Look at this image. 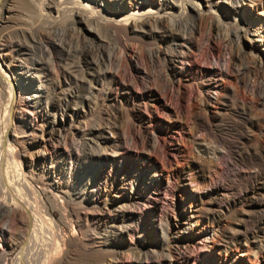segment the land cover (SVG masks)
I'll list each match as a JSON object with an SVG mask.
<instances>
[{"label": "rangeland", "instance_id": "rangeland-1", "mask_svg": "<svg viewBox=\"0 0 264 264\" xmlns=\"http://www.w3.org/2000/svg\"><path fill=\"white\" fill-rule=\"evenodd\" d=\"M102 1L104 7L98 12L112 17L111 22L97 24L86 12L83 23L66 13L56 18V24H47L36 15L39 0L25 2L24 7L17 0H0V201L7 205V210H0V229L5 234L0 240V264H132L140 251L159 255L156 244L167 236L174 243L169 248L164 245L163 253L170 251L180 259L179 263L170 259L169 264H239L235 261L237 256V262L241 259V251L251 264H257L264 255V229L257 228L264 219V151L256 156L253 149L264 143V0H176L181 9L162 21L172 19L175 34H190L206 50L197 65L205 74L192 71L182 82L181 98L174 89L165 108L157 110L144 90L164 92L175 82L174 74L188 67L178 58L180 48L163 42V30L139 29L137 24L139 30H134V22L129 26L114 22L120 13H128L124 6L135 12L136 4L146 2V9L156 10L158 2ZM55 15L52 11L54 20ZM254 18L259 27L255 35ZM202 20L222 30L200 29ZM227 39L231 41L228 49L214 54L213 48ZM167 45L176 47L174 54L168 51L165 56ZM15 46L28 48L31 59L23 51L14 57ZM228 64L255 71V75L238 77V96L251 99L254 109L217 107L221 115L207 131L190 113L200 108L203 97H216L213 86L221 83L220 72ZM118 69L122 84L111 99H104L110 77ZM88 74L98 84L93 80L91 84ZM6 76L13 86L11 100L8 85L1 80ZM204 104L213 110L212 103ZM57 128L59 133L54 132ZM159 131L169 134L161 135L162 140ZM4 132L8 140L2 146ZM14 134L17 142L11 137ZM187 134L191 138L183 142ZM70 150L73 155H68ZM123 150L131 156L123 172L126 185L117 193L107 194L105 188L107 192L100 194L105 185L96 175L108 173L111 159ZM147 157L155 160L157 168H166L167 178L153 175L150 168L138 170ZM257 168L262 169L261 175L252 182L249 176ZM242 169L248 173L244 177ZM175 170L189 174L199 192L220 187L236 197L235 203L216 214L208 211V199L189 202L186 206L202 210L197 226L192 224L188 213L180 215L185 205ZM108 174L114 176V172ZM134 182L141 187L137 194L130 192ZM123 196L130 200H122ZM27 205L38 217L42 214L36 240L33 218L29 221L24 214ZM166 206L171 208L166 211ZM119 213L124 215L122 222L114 220ZM130 227L141 231L144 247L124 232ZM213 236L222 247L221 258L210 248ZM55 242L59 251L53 256Z\"/></svg>", "mask_w": 264, "mask_h": 264}, {"label": "bare ground", "instance_id": "bare-ground-1", "mask_svg": "<svg viewBox=\"0 0 264 264\" xmlns=\"http://www.w3.org/2000/svg\"><path fill=\"white\" fill-rule=\"evenodd\" d=\"M30 0H17V3L21 6L25 5V2H29ZM50 0H39L38 4L36 5V15L39 17V20L44 21L47 24H56L55 22H57L58 17L61 15L63 17H65L66 13H69L71 18L77 17L78 19L76 20L77 22H85L83 16L87 14L90 17H93L94 20H96L97 24H105L107 22H111L110 19L112 17H108L105 14H101L99 13L98 10L99 8H103L104 7V2L102 0H88V2H92L95 7H89V5H87L86 0H58L57 2L54 3H48ZM153 4L155 2H158V9L154 10V9H146L144 6L146 4V2L139 4H136V8L138 11H129L127 6H124L125 9L128 11L127 14L124 13H120L119 15V20L115 21L114 24L115 25H120V24H124L126 26H129L131 24V22L133 23V29L137 30L139 29H144V27L148 26L150 27L151 30H156L159 29L160 31H162V35H164V39L163 42H165L166 44H168L169 42L175 43L177 44V46H179L180 50L178 53V58L181 62H183L184 64L188 65L187 68H184L182 70V72H177L174 74V78L178 79V82L175 80V82L173 81V84H170L169 86H166V88H164L163 90H165L164 92L160 91L158 88L154 91H151L150 89L144 90V95L148 94L150 97H152L154 100V105L153 108L155 110H157V108L161 107V108H165V106L167 105L166 103L170 101V97L171 94L174 93V89L176 90V92H178V96L179 99L181 98L180 95V89L182 88V82L186 81L189 79V74L194 71L197 70L198 71V75L199 76H203L205 73L204 71H201L200 69H198L197 65L200 61H202V59L204 57H206V50L204 48H200L198 47V45H196L195 42H193L192 40L194 39H190V37H192L190 34L185 36L184 34H175L174 31H176L177 28H174L175 26L173 25V20L172 19H167V22L162 21L163 19L167 18V17H171V12L176 10H180L181 8L178 7L176 5L177 1L176 0H152ZM207 4H209V1L206 2ZM193 7L195 9H197V5H195L194 3H192ZM191 5V6H192ZM211 5V4H210ZM24 7V6H23ZM26 8V7H25ZM199 10V9H198ZM55 12V20L52 18L51 13ZM91 12V13H90ZM57 18V19H56ZM153 18L154 21L151 22L150 19ZM186 19H190V17L186 18ZM24 20V19H23ZM22 20V21H23ZM75 20V19H74ZM131 20V21H130ZM185 19L183 18V21ZM25 21V20H24ZM23 21V23H25ZM27 21V20H26ZM31 21V20H30ZM182 22V21H181ZM27 23V22H26ZM137 25H140L138 28L136 27ZM166 26H163L165 25ZM181 26V25H180ZM199 26L201 27L200 29H203L206 26L208 27L209 32L210 31H214V32H219L220 30H222L221 26L219 25H214V24H206L203 20L199 22ZM254 32L252 33L253 35L258 34L259 32V27L257 24V18H254ZM179 27V26H178ZM138 29V30H139ZM206 29V28H205ZM81 30V29H80ZM190 32V31H189ZM200 32V30H199ZM49 33V31H48ZM47 33V34H48ZM201 33V32H200ZM51 34V33H50ZM202 34V33H201ZM50 36V35H49ZM160 36V35H159ZM208 39V38H207ZM33 40V39H32ZM161 40V39H160ZM226 41V42H225ZM225 41H221V43L218 44V46L213 48V53L215 54H220L223 50H227L228 49V45L229 43H231V41H229L228 39ZM232 46V45H231ZM184 47V48H183ZM167 52H165V56L168 55V51H171L172 54H174V49H171L168 45H167ZM16 49V50H15ZM28 48L25 47H20L19 46H15L13 48L14 52V57H16L19 53L18 52H28L27 50ZM30 50V49H29ZM211 51V50H210ZM231 51V50H230ZM32 52V51H31ZM226 52V51H225ZM33 53V52H32ZM25 55V54H23ZM26 58L27 59H31L30 58V54L29 52L26 54ZM213 55V54H212ZM19 56V55H18ZM214 56V55H213ZM219 58V57H218ZM35 59V58H34ZM36 60V59H35ZM168 63L171 62V59H167ZM40 62V61H37ZM42 63V62H41ZM95 63V62H94ZM255 64V63H254ZM229 65V64H228ZM227 65V66H228ZM258 65V64H256ZM97 66V65H96ZM238 67V66H237ZM120 69V68H119ZM119 69L117 71H115V73L110 77V82L108 87L105 89V95H104V99H111V97L115 94H113L114 90H117V88L119 87L120 84H122V76L120 74ZM25 71V70H24ZM78 71V70H77ZM222 75V81L220 84L214 85L213 89L214 91L217 93L215 98H207L203 97V100H201V105L200 108L198 110H196L195 112H193L192 114L190 113L191 117L194 118L195 120L199 121L201 126L204 127L207 131L211 130V128H213V123L215 122V118H217L218 116H220V112L218 111L217 107H224V106H229L231 107L230 109L237 111V110H242V111H246L247 110H253L254 109V103L252 102L251 99L249 98H241L238 95V85L240 84V80H238V77L241 76H248V75H255V71L252 69L247 68L246 66H239V68H235L232 66V64L229 65V67H226L225 71H221L220 72ZM104 74V73H103ZM89 75V74H88ZM162 75V74H161ZM87 78V77H86ZM88 79V78H87ZM1 80H3L9 88V94H10V100L12 97V82L9 80V78L6 76V78L1 77ZM93 80V83L96 85L98 84L97 79H94V76L89 75V80L91 81ZM90 83V82H89ZM92 84V81H91ZM107 84V83H106ZM172 85V86H171ZM175 85V86H173ZM177 85V86H176ZM93 87V85H92ZM153 90V89H152ZM36 88H33V93H37L35 92ZM14 93V91H13ZM142 93V92H141ZM117 95V93H116ZM201 95V92H200ZM204 95V94H203ZM177 96V97H178ZM66 98V97H65ZM67 99V98H66ZM178 99V98H177ZM212 99V100H211ZM68 100V99H67ZM204 101L208 102V103H212L214 105L213 110L209 111L206 107V105L204 104ZM38 101H35L34 104H36ZM14 106V105H13ZM194 106V103H192L190 105V108H192ZM194 108V107H193ZM64 109V108H63ZM194 111V109H193ZM65 112V111H64ZM175 112V111H174ZM247 112V111H246ZM252 115H254V113H252L251 111H249ZM256 112V111H255ZM258 112V111H257ZM240 113V112H239ZM262 113V111H261ZM242 114V113H241ZM62 116V115H61ZM255 116V115H254ZM253 116V118H254ZM55 117V116H54ZM53 117V118H54ZM257 118V120L260 119V115H256L255 116ZM255 118V121H256ZM55 119V118H54ZM52 119V120H54ZM186 123V122H185ZM219 123V122H218ZM257 123V122H256ZM10 125V124H9ZM222 125V124H221ZM220 126V125H219ZM218 125H214V127H219ZM182 130V129H181ZM191 130V129H190ZM22 131V130H21ZM52 131V130H50ZM170 131V130H169ZM169 131H159V139L164 140V137L162 136H167L169 134ZM54 132L59 133V129L57 128L56 130H54ZM53 132V133H54ZM210 132V131H209ZM19 133V132H18ZM55 133V134H57ZM69 133V132H68ZM22 134V133H21ZM52 134V133H51ZM93 133H88V136L93 135ZM171 134V133H170ZM210 134V133H209ZM211 134H213L211 132ZM53 135V134H52ZM171 137V135H169ZM207 136V135H206ZM257 136V135H256ZM13 138V141H18V135L14 134L11 136ZM125 137V136H124ZM130 137V136H129ZM213 137H215L213 135ZM221 137V136H220ZM191 138V136L189 134H187L185 137L182 138L183 142L186 141L188 142V140ZM195 138V137H194ZM199 138V137H198ZM158 139V138H157ZM171 139H175L172 138ZM7 132H4V137L1 141V145L3 146L5 142H7ZM134 140V139H133ZM176 140V139H175ZM197 140V139H196ZM203 140V139H202ZM172 143V142H171ZM39 144V143H38ZM5 146V145H4ZM120 146V145H119ZM226 146V145H225ZM235 146V145H234ZM108 147V146H107ZM143 148L144 145L142 146ZM220 147V146H219ZM225 148V147H224ZM230 148V146H229ZM233 148V147H232ZM190 149V148H189ZM261 149L264 151V143L262 144V146H257L254 147L253 152L257 155L260 154ZM6 151V150H5ZM73 150H70V153L68 155H73ZM138 151V150H137ZM236 151V150H235ZM11 152V151H10ZM150 152V151H149ZM228 152V151H227ZM237 152V151H236ZM5 153V152H4ZM117 153V152H116ZM168 153V152H167ZM12 154V153H11ZM151 154V153H150ZM170 154V153H169ZM230 154V153H229ZM19 155V154H18ZM16 153V157L18 156ZM118 155V156H117ZM116 155V157H113L112 160V166L109 172H114V176H111L110 174L106 173H99L96 175V179H101L104 182V188L101 191L100 194H103L104 192H107V190H104L105 188H108V192L107 194L112 191V192H119L122 189V186L126 185V178L124 177L125 175L123 174V172H125L126 170H128V167L131 164V156L125 151H120L118 154ZM250 155V154H249ZM15 156V155H14ZM8 157V156H7ZM82 157V156H81ZM243 158V157H242ZM175 159V158H174ZM252 159V158H251ZM147 160V161H146ZM146 160L142 163L139 164L138 170L139 171H147L150 169L154 170L153 175L156 176V173L160 174L161 176H164L165 178H167L168 176V172L162 168V167H158L156 166L155 160H153L152 158L147 157ZM197 160V159H196ZM16 161V160H15ZM176 161V160H175ZM164 162V161H163ZM14 163V161H13ZM162 163V162H161ZM137 164V163H136ZM235 164V163H234ZM254 165V164H253ZM138 166V165H137ZM170 166V165H169ZM135 167V166H133ZM177 167V166H176ZM132 168V167H130ZM136 168V167H135ZM170 169V168H169ZM255 170V169H254ZM132 171V170H131ZM8 172V171H7ZM199 172V171H198ZM252 172V170H251ZM262 169L261 168H257L254 172H252L249 176L250 180L254 181L256 178H258L261 175ZM20 173V172H19ZM174 177L177 179V187L179 190V195L180 197L183 199L184 202V207L181 209L180 211V215H184L186 213H188L189 215V219H193L192 224L196 225L198 224V221L200 219V216L202 214V210L200 209H194V207H191V204L186 206V204H188L189 202H196V201H201L203 199H208V206H209V210L211 213L215 212L216 214H221L222 212L226 211L228 206L232 203H235L236 201V197L234 198L232 196V194H228L226 191H224L223 189H221L220 187H210L208 190H205V192L201 193L199 192L191 183H190V176L189 174L186 175L184 173H182L179 170H175L174 171ZM242 174L243 177L246 176L248 173L244 171V169H242ZM17 175V174H16ZM152 175V176H153ZM14 176V175H13ZM152 176H148L146 177V179H151ZM172 176V178H174ZM241 177V176H240ZM236 178V177H235ZM238 178V177H237ZM248 178V177H247ZM248 178V179H249ZM24 179V178H23ZM205 179V178H204ZM243 179V178H242ZM246 180V178H245ZM252 181V182H253ZM1 182V181H0ZM238 182V181H237ZM210 183V182H209ZM246 184V183H245ZM29 185V184H28ZM196 185V184H195ZM7 186V185H6ZM246 186V185H245ZM249 186V185H248ZM26 188V187H25ZM130 192L132 194H137L138 190L141 188L138 186V184L136 182L132 183L130 186ZM144 188L146 189L145 186H142V189L144 190ZM250 188V187H249ZM3 190V189H2ZM5 190V189H4ZM9 190V189H8ZM27 190V189H26ZM33 191V190H32ZM247 191V189H246ZM10 192V191H9ZM167 192V191H166ZM165 192V196L167 195V193ZM233 193V192H232ZM13 196V195H12ZM23 199V198H22ZM225 199V201L223 202L224 204H219V202ZM258 199V198H257ZM24 200V199H23ZM122 200L124 201H129L130 199L126 196H123ZM20 204V203H19ZM38 204V203H37ZM124 205V203H122ZM31 205V204H29ZM27 205L26 207H23V210L25 211L24 214L26 213L28 215L29 221H30V216L33 218V233L35 234V240H36V235L38 232H40L42 230V221H41V216L42 214H39L41 216L38 217V213L32 209H30V206ZM122 205V207H124ZM205 205V204H204ZM40 206V205H39ZM7 205L5 206V204L3 202L0 201V210H7ZM22 207V205H21ZM35 207V206H34ZM33 207V208H34ZM37 208V207H35ZM167 208V209H166ZM166 211H168L171 207L170 206H166ZM38 210V209H36ZM8 212V211H7ZM132 212V211H131ZM245 212V211H244ZM243 212V213H244ZM206 213V212H205ZM214 213V214H215ZM254 213V212H253ZM261 213V212H260ZM248 214V213H247ZM246 214V215H247ZM250 215V214H249ZM103 217V216H102ZM124 218V215L119 213L116 214L114 217V220H118L122 222V219ZM106 220V219H105ZM1 221V220H0ZM247 221V220H246ZM125 227V226H124ZM257 228H262L264 229V219H260L259 223H257ZM256 228V229H257ZM51 230V229H50ZM232 231V230H231ZM125 233L130 234L135 236L137 243H139V245L141 247H144L143 244V239L140 236V232L137 229L133 228H125ZM235 232V231H234ZM263 232V231H262ZM121 233V232H120ZM240 233V232H239ZM242 233V232H241ZM221 235V234H220ZM242 235V234H241ZM246 235V234H245ZM258 235V234H257ZM52 236V235H51ZM245 237V236H244ZM5 238V234H4V228L0 229V240ZM33 238V235H32ZM132 238V237H131ZM227 238V237H226ZM34 240V238H33ZM34 240V241H35ZM161 242L156 244L157 247L160 248L159 255H154V251L153 252H145V251H140L139 253L135 254L132 258H133V263L132 264H169V260L173 259L174 263H179L180 259L173 256L172 253L170 251H167L168 253H163V247L164 245L167 246L169 248V246L171 244H173V239L171 237L164 238L161 237ZM225 241V240H224ZM54 242V241H53ZM52 242V243H53ZM57 242V241H56ZM56 242L54 243V248H53V256H55L59 250ZM236 242V241H235ZM36 243V242H35ZM176 243V242H175ZM229 243V242H228ZM210 244H211V250L215 251L218 255L219 258H221L219 252H221V245L218 243V240L216 237L213 236V239L210 240ZM46 245V244H45ZM223 245V244H222ZM243 245V244H242ZM111 246V245H110ZM224 246V245H223ZM239 246V245H238ZM112 247V246H111ZM245 247V245H244ZM50 248V247H49ZM31 249V248H30ZM168 250V249H167ZM35 252V251H34ZM156 253H158V250L156 249L155 251ZM253 252V251H252ZM36 253V252H35ZM155 253V254H156ZM37 255V254H36ZM253 257L255 255V253L252 254ZM27 256H29L27 254ZM241 259H239V261L237 262V258L235 263H239V264H251V262L249 261V257L246 253L241 251ZM30 257V256H29ZM227 257V256H226ZM258 260V259H257ZM21 261V260H20ZM28 261V259H27ZM56 262V261H55ZM131 263V262H130ZM257 264H264V255L259 257V261Z\"/></svg>", "mask_w": 264, "mask_h": 264}]
</instances>
